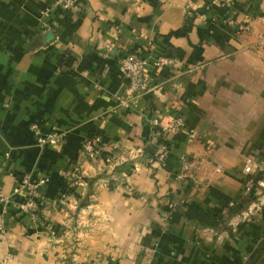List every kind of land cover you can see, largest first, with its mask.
I'll list each match as a JSON object with an SVG mask.
<instances>
[{
    "label": "crops",
    "instance_id": "1",
    "mask_svg": "<svg viewBox=\"0 0 264 264\" xmlns=\"http://www.w3.org/2000/svg\"><path fill=\"white\" fill-rule=\"evenodd\" d=\"M62 1L0 0V264H264V0Z\"/></svg>",
    "mask_w": 264,
    "mask_h": 264
},
{
    "label": "built area",
    "instance_id": "2",
    "mask_svg": "<svg viewBox=\"0 0 264 264\" xmlns=\"http://www.w3.org/2000/svg\"><path fill=\"white\" fill-rule=\"evenodd\" d=\"M62 4L64 7H74L76 1L63 0ZM164 63L165 60L158 59L153 63V65L161 66ZM146 65L147 60L139 54H127L122 58L119 64V71L127 80L126 97L121 101V105L123 107H129L130 101L138 98L140 95L150 90L151 85L146 75ZM181 126L182 121L178 119L174 121L168 128L170 130H177L181 128ZM32 130L36 137V144L39 146L55 145L63 138L62 133L56 130H52L50 133L46 134H42L35 127H32ZM84 150L87 154V157L91 160L95 159V157L98 155V150L92 141H87L84 143ZM155 160L158 164L163 165L166 160V156L164 153H160ZM23 184L29 186L32 190H35V186L29 184L27 181H24ZM31 205V203L28 204V206ZM26 206H22L21 208L24 209ZM1 229L2 225L0 224V231Z\"/></svg>",
    "mask_w": 264,
    "mask_h": 264
},
{
    "label": "rangeland",
    "instance_id": "3",
    "mask_svg": "<svg viewBox=\"0 0 264 264\" xmlns=\"http://www.w3.org/2000/svg\"><path fill=\"white\" fill-rule=\"evenodd\" d=\"M155 162H156V160H155ZM156 164H157V166L162 167V166H164L166 164V161L164 162L163 165H160L157 162H156ZM256 167L259 168V172L261 173V177H260V179L257 182H255V183H253L251 185L250 191H251V193H252V195L254 197V202H257L259 205H264V166L261 167V165H256ZM187 169L188 168L186 166L183 167V171H186ZM179 172L180 171H176V174H175L177 181H179V179L181 180L184 177V172H182L180 174H179ZM260 211L261 210H259V212ZM251 213L253 214L254 212H251ZM252 214H251V216H252ZM2 230L3 229H1L0 234H3ZM262 244L264 246V243H262Z\"/></svg>",
    "mask_w": 264,
    "mask_h": 264
},
{
    "label": "trees",
    "instance_id": "4",
    "mask_svg": "<svg viewBox=\"0 0 264 264\" xmlns=\"http://www.w3.org/2000/svg\"><path fill=\"white\" fill-rule=\"evenodd\" d=\"M185 35H186V27H183L182 29H180L178 31L171 32L167 37H171V36L181 37V36H185Z\"/></svg>",
    "mask_w": 264,
    "mask_h": 264
}]
</instances>
